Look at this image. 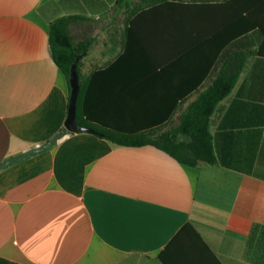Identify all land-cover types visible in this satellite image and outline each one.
<instances>
[{
    "label": "crops",
    "instance_id": "obj_1",
    "mask_svg": "<svg viewBox=\"0 0 264 264\" xmlns=\"http://www.w3.org/2000/svg\"><path fill=\"white\" fill-rule=\"evenodd\" d=\"M64 15L83 16L71 33L91 41L77 66L95 126H175L226 58L249 55L211 117L217 164L77 131L1 169L0 264H264V0L136 13L117 0H0V163L64 128L69 84L49 43Z\"/></svg>",
    "mask_w": 264,
    "mask_h": 264
},
{
    "label": "trees",
    "instance_id": "obj_2",
    "mask_svg": "<svg viewBox=\"0 0 264 264\" xmlns=\"http://www.w3.org/2000/svg\"><path fill=\"white\" fill-rule=\"evenodd\" d=\"M117 0L120 6H126L136 13L144 8L170 1L181 0ZM80 15H64L55 18L49 24L50 50L56 64L65 75L69 84L71 68L74 63L86 55L91 41L77 42L71 33V26L76 24ZM249 52L237 53L226 58L212 83L192 101L180 115L177 125L168 129H150L129 132L109 128L99 124L95 126L87 117L82 95L84 84L77 66L80 78V90L76 102V120L81 126L90 128L101 137L122 146L152 145L178 162L188 166H198L202 163L217 164L213 139L210 132L211 117L217 104L226 97L236 84L245 66ZM78 60V61H77ZM71 90L69 84V91ZM1 260V259H0ZM4 261V260H2Z\"/></svg>",
    "mask_w": 264,
    "mask_h": 264
},
{
    "label": "water",
    "instance_id": "obj_3",
    "mask_svg": "<svg viewBox=\"0 0 264 264\" xmlns=\"http://www.w3.org/2000/svg\"><path fill=\"white\" fill-rule=\"evenodd\" d=\"M69 84H70L71 90H70V96H69L68 114H67V119L64 124V128L60 132H58L53 138L41 144L40 146L33 147L19 155L12 156L6 159L5 161L1 162L0 170L15 161L22 160L34 153L45 150L50 145H52L56 141L63 138L69 132L92 131L90 128L79 125L76 120V102H77V97H78L79 90H80V80H79V75L77 71V63H74L72 65L70 78H69Z\"/></svg>",
    "mask_w": 264,
    "mask_h": 264
},
{
    "label": "rangeland",
    "instance_id": "obj_4",
    "mask_svg": "<svg viewBox=\"0 0 264 264\" xmlns=\"http://www.w3.org/2000/svg\"><path fill=\"white\" fill-rule=\"evenodd\" d=\"M73 30V29H72Z\"/></svg>",
    "mask_w": 264,
    "mask_h": 264
}]
</instances>
